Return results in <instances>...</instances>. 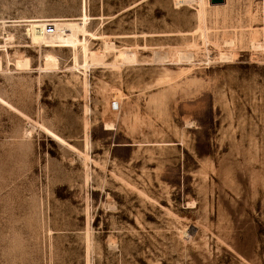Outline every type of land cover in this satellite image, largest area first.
Wrapping results in <instances>:
<instances>
[{"label": "rangeland", "instance_id": "1", "mask_svg": "<svg viewBox=\"0 0 264 264\" xmlns=\"http://www.w3.org/2000/svg\"><path fill=\"white\" fill-rule=\"evenodd\" d=\"M0 264H264V0H0Z\"/></svg>", "mask_w": 264, "mask_h": 264}, {"label": "bare ground", "instance_id": "2", "mask_svg": "<svg viewBox=\"0 0 264 264\" xmlns=\"http://www.w3.org/2000/svg\"><path fill=\"white\" fill-rule=\"evenodd\" d=\"M106 46H111V43H105ZM259 44H252L251 46L255 47L258 46ZM97 52V51H95ZM117 57H119V59H121L123 62H135V58L131 55H128L127 53H124L122 55V53L120 52L119 54H117ZM87 58L88 60H90L91 62H101L102 61V54L100 52L97 53H89L87 52ZM46 61H45V66H50V65H55L56 64V58L53 55H47L46 56ZM104 62V61H102ZM16 65L17 66H27L28 65V60L27 59H21L18 58L16 60ZM48 68V67H47ZM52 68V67H51ZM119 97V95H115L112 98V101L114 103V105H116V107L118 108V100L117 98ZM111 102H110V106H111Z\"/></svg>", "mask_w": 264, "mask_h": 264}, {"label": "water", "instance_id": "3", "mask_svg": "<svg viewBox=\"0 0 264 264\" xmlns=\"http://www.w3.org/2000/svg\"><path fill=\"white\" fill-rule=\"evenodd\" d=\"M225 0H209V4L216 5V4H222Z\"/></svg>", "mask_w": 264, "mask_h": 264}, {"label": "built area", "instance_id": "4", "mask_svg": "<svg viewBox=\"0 0 264 264\" xmlns=\"http://www.w3.org/2000/svg\"><path fill=\"white\" fill-rule=\"evenodd\" d=\"M54 31V28L51 24H48L45 28L46 33H52Z\"/></svg>", "mask_w": 264, "mask_h": 264}]
</instances>
